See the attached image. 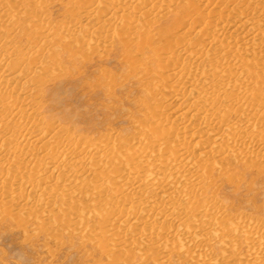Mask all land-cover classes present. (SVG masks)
Segmentation results:
<instances>
[{"label": "bare ground", "instance_id": "bare-ground-1", "mask_svg": "<svg viewBox=\"0 0 264 264\" xmlns=\"http://www.w3.org/2000/svg\"><path fill=\"white\" fill-rule=\"evenodd\" d=\"M69 1L75 3V6L77 5L79 13H71L78 16L76 18L79 20L75 21L76 19L74 18L73 20L75 23H71L72 25L68 24V26L65 25L66 27L63 29H65L66 34H64L65 36L60 37V39L58 38L59 36L57 37V35H55V31H52L51 24L50 26L42 24L38 19V16H31L32 12H29V10L27 12L23 11L24 14H21L20 10H17V7L14 8L15 10L11 9V11L0 14V24L3 22H10L8 24L12 25L11 31H13L19 25V23L24 25L26 22L32 19L31 23L28 22V29H30L32 32V37H29V45L31 50L36 51L31 55L29 53H24L20 47H17L19 43L16 44L17 46H14V44L11 43L13 38H11L12 35L10 36V32H5V34L3 33V35L0 36V54H2V57H0V167L7 168L10 170V172L13 171V174L11 175H3L0 177V193L3 187H9V190L4 188V192L7 191L5 194H3V192L0 194V201H4V204L17 203V205L19 202V204H22L23 208L28 209L29 207V209L35 210V212L32 210L34 212L32 214L35 215H32V211H29V209L28 211L30 213L26 211V213L28 212L32 217H38V215L41 213V216L44 214L43 216L48 218L53 217L52 210L56 208L55 201L60 200L62 206H66L70 205L73 199L78 198L81 191L86 188L91 189L88 191V193L91 192V195L98 199L106 193L108 196V190H111L112 193H114V198L112 201L114 199L116 201L118 200L119 206L122 202L125 208L121 209L120 206L119 208L121 210L116 208L117 210L111 209L108 211L109 209L106 210L104 207L105 212L107 211L106 215L105 212H103L104 208L99 209V211L102 210L103 213L99 211L97 213H101L103 216L105 215L104 218L107 222L105 224L107 225L100 222L98 223L105 225L102 226V228L108 226L107 228L113 229V226L116 224H127L126 221L121 223L123 219L127 218V220H129V218H131L133 220L132 225L137 227L141 226L142 224L144 225L146 221L149 222L150 219L161 220L163 218L162 220L164 221V218H167L171 215L176 216L179 219L184 217L185 212L175 208L176 203L173 204L172 202L173 196L170 195L171 193L166 194V191L173 190L172 193L174 195V193H177V191L179 193V191L185 189L186 195H183L182 197L180 196L178 198H180V200H184L186 198L193 199L195 195L201 191V183L203 178L210 179L215 171L219 175H222L223 170H225L223 169V165L225 164L222 166L221 164L230 156L237 158V165L239 164L243 167L246 165L248 166L251 163L253 164L254 162H264V0H217L215 3L211 0ZM1 4L2 2L0 3V7L3 6ZM172 4L175 6L177 5L178 9L173 10L174 7L171 8ZM28 6L30 7V5ZM227 6H230L228 8H231L229 13L227 11L225 13ZM31 8L30 10H32ZM144 9H147L146 13H143ZM169 10L176 13L174 17L175 22L172 29L162 30V39H164L162 42L165 43H162L164 44L163 46H159V48L153 47V33L151 35L145 30L141 31V33L135 37L128 36L126 34L127 32L131 31L130 25L132 21L136 20L145 23V25H152L156 22L155 20L162 15L163 12H168ZM67 14L69 13L67 12ZM151 15L154 16L152 17ZM93 16L99 17V22L97 21V23H99L100 27L98 26L99 28L97 27L96 30L92 31L90 28L86 29V26L84 27L85 24L82 26L81 20L84 18H88L89 20ZM114 16H119V18H116L119 21H114L116 22V26L119 23L121 24V28L118 31L119 34H115L116 32H114L115 23H112L111 21ZM189 22H191L192 25L189 26ZM23 27L21 28L23 29ZM21 28L20 33L24 31ZM14 33L12 34L14 35ZM29 33L30 32H28V34ZM61 33L62 32H60V34ZM85 36H88L91 40H89V45L92 44L91 42L95 43H93L95 45L94 47H87V49L89 48L88 50L91 54H97L99 50H101V52L103 50V52L106 53L103 55L101 53L102 56L100 59L108 55L109 51L106 47L111 46L113 40H117L119 42V46H122L123 48L125 60L129 65L133 66V68H136V70L142 69L143 72L146 71L145 68L138 64V62L141 61L140 58H156L158 60L157 64L159 66L153 74L154 81L151 97L157 95L160 100L166 101L165 107L158 103L151 105L149 115L152 119V125L143 128L145 133L147 132L146 135H143L144 131L142 134L144 143H146L144 146H142L143 144H140L141 146L138 145L139 147L137 148L132 147L133 149L130 148L131 150L128 149V146L124 148L123 152H120V150L118 151V148L115 149L114 147L115 151H113V153L115 155H120V157H122L121 155L123 154L126 156H123L125 157L123 159H125L126 169L121 170L115 168L113 171L111 170L112 173L110 174L114 177V183L110 181L108 187L103 186L105 184H97V182H99L97 178L100 176L103 177V175L106 176L105 172L110 168V164L108 165L107 161L108 158L104 153L109 148H107L105 145L106 143L103 145L105 141H101L103 146L98 145L99 148L103 147V150H99V148H88L89 145L87 146V143H84L85 141L78 139V141H80L79 143L76 142V140L74 142L67 135L55 130L53 127L47 128L46 126L45 129L40 127L41 124L39 122L41 121L42 123V120L37 122L39 119L38 117L41 116L39 115L38 110L41 108L39 103H36V99L34 100V91L37 89L36 92H38V90L42 89V87L45 85L44 79H46V75H56L58 73L56 72V69H59V66L56 65L58 63V59L56 58L57 56H51L50 58H53L52 60L49 58V61H52H50L51 65L49 64V61L47 64L42 62L47 55H53L52 51V54H48V48L51 46H54L53 48L58 47L59 45H57L56 42L59 41L61 44V41H64V46L69 49V43L72 44L77 42V37L82 39L81 37L85 38ZM21 37L23 38V36ZM22 38L20 40H22ZM131 38L134 39L136 44L129 46L131 44ZM86 41L84 42H89ZM78 46V48L82 47L83 49L85 46H87V44ZM25 48L27 47L25 46ZM62 49H64V47H62ZM65 50L67 51V49ZM65 50H63L65 52L64 54H66ZM146 51L148 52V56H146ZM70 52H72V50ZM88 53L89 52H87V54ZM90 53L89 56L91 57L92 55ZM76 54L78 55V52ZM81 57L85 58V55H81ZM70 58H73V56ZM59 61L61 60L59 59ZM48 64L50 66H48ZM32 87L33 90H31ZM26 90L29 91L27 92ZM40 92L41 91H39V93ZM167 110L168 112L165 114V111ZM233 116L236 118L235 120L239 121V123L235 125L233 122L234 125L229 126L228 121ZM38 123L40 124L39 126ZM150 140L152 141L150 142ZM89 142L88 144L93 141L90 143ZM246 144H248L249 147ZM126 148L127 150H125ZM110 160L112 161V159ZM255 164L252 166V168L255 166ZM86 167H88V171L85 170ZM258 168L261 169V167ZM6 170L4 169L5 173ZM254 170L256 169L254 168ZM197 174L200 175L198 176ZM55 175L57 176L56 180L54 178ZM57 183H60V189L58 188L59 186L57 187ZM78 191H80V193ZM148 191L154 192L153 196L150 197L151 200L146 203H141V194L147 193L146 195L149 196L150 192ZM126 193L127 196L125 195ZM128 194H130L131 197L134 196V198L130 199L129 197L128 200H124L125 196H129ZM120 200L122 201L120 202ZM79 201L81 200L79 199ZM176 202H178V200ZM72 203H75V200ZM148 203L151 206L146 210ZM97 204L98 202L95 204L92 203L91 205L95 206ZM113 204H116V202L114 201ZM193 204L192 206H194ZM80 205L82 204L80 203ZM3 206L4 205H2V207ZM97 206L96 207L99 208V205ZM177 206L179 207L180 205ZM9 207L10 205H8V211H10ZM82 207H84V202ZM38 208H41L43 212L38 211ZM64 208L65 207H63V209ZM71 208L74 209L75 207ZM111 208H113V206ZM184 208H182V210ZM21 210L24 209L21 208ZM64 210L62 211L64 212ZM82 210H84V208L81 209V211ZM2 211L4 212V207L2 208ZM8 211L5 212L6 214L4 213L6 216L10 214ZM74 211L75 210H73V214L76 215L77 211L75 213ZM205 211H207V209ZM213 212H215V214H213L215 217L213 215L211 216L210 213L208 215L209 221L213 222L214 218L218 219L217 221H219L220 218L217 217V212ZM64 213L63 216H65ZM101 214L100 217L102 216ZM22 215L23 220L25 218L27 219L26 214L24 215V213H22ZM77 215L75 216V219ZM54 216L56 217V211ZM67 216L69 215H66V217ZM74 216L69 217V219L74 218ZM8 217H10V215ZM32 217L29 218L32 220ZM29 220L26 222L28 223ZM41 220L39 219L38 222ZM54 220H59L58 216L57 219L54 218ZM177 220L178 219H176V221ZM221 220L223 219L221 218ZM198 221L200 222L201 220L199 219ZM83 222L84 221L81 220V223ZM178 222L180 221L178 220ZM65 223L66 221L64 222L63 226H65ZM73 223L75 226L78 224V222L75 220ZM155 223L157 222L154 221V224ZM147 225L150 224L147 223ZM127 226L128 224L126 227ZM81 227L83 228L84 225L80 226V229ZM145 227L142 228V231L145 233L144 235L148 236V240L146 241L148 242L147 246L152 245L151 247L154 248L153 245H156L158 242H160V238L154 237L156 232H154V236H151L152 233H150V231L153 230H151L152 226L148 228ZM158 227L161 228V225ZM204 227L206 226L204 225ZM68 228L72 229L71 227ZM114 228L116 227L114 226ZM128 228L131 229L132 227L129 226ZM196 229H198L197 226ZM199 229L198 231H200ZM102 230L104 232L106 231L105 229ZM122 230L123 229H121V231ZM161 230L166 232L165 230L167 229ZM103 231H101V233L104 235ZM171 231L173 230H170V232ZM220 231L217 230L216 233ZM133 232H136V235L138 234L137 229ZM95 233L89 234L94 236ZM120 233L123 234V232ZM160 233L162 234L163 232ZM131 234L134 235L135 233ZM182 234L184 233H181L180 235ZM248 234L249 231L247 235ZM50 235L51 234H49V236ZM165 235L162 237L164 238ZM171 235L168 237L170 238ZM180 235L178 241H180L182 238H180ZM197 235L195 234L194 236L196 237V240ZM113 236L115 238V235ZM202 236L203 235L200 237L201 240L205 238V236H203V238ZM207 236L208 235H206V237ZM138 237L135 238V240L140 239ZM159 237L161 236L159 235ZM174 237L172 238L174 239ZM200 238L198 239L200 240ZM103 239H105V236ZM189 239L192 240V238H187V241ZM249 239L250 238H248V241ZM118 240L120 239L118 238ZM132 240L128 239V242ZM164 240L167 239H163V241ZM172 240L171 243L173 244L175 239L173 241ZM135 242L137 245V241ZM142 242L146 243L143 240ZM195 242L197 243V241ZM205 242L206 241H204V243ZM221 242L223 244L224 240ZM101 243H103V241ZM106 243L104 242V245ZM129 243L127 247H129ZM174 243L177 245L176 241ZM188 243L187 248H189ZM125 244H127V242H121L117 245ZM168 244H170V242ZM172 244H170V247ZM184 244H186V241ZM175 245L172 247L174 248ZM200 245L202 244L200 243ZM262 246H264V244ZM159 247L156 248L155 246V250H159ZM193 247L194 245L191 248ZM228 247L230 246H227V248ZM102 248L101 249L103 251V245ZM116 248H118V246ZM166 248H168L167 245ZM183 248L184 247L181 246V251ZM130 249L132 250V248ZM174 249L176 250V248ZM255 250H252L253 253L255 252V254L261 251L258 248L257 250L259 251ZM169 251L171 250L169 249ZM165 252L166 250L164 251L163 255H165ZM157 253H159V251ZM191 254H195V252ZM206 254L208 255V253ZM155 255L153 254V256ZM198 255L195 254V257H198ZM262 255L263 254H261V257H263ZM153 258L157 260V258ZM210 258L212 260L213 257H209V260ZM156 260H154L155 264H159L161 261L160 260L157 262ZM260 260L261 258H259V261ZM162 261L165 262L164 260ZM198 261H200V259ZM203 261H205L204 257L202 259V262ZM217 261L219 260L217 259ZM256 263H258V261ZM204 264H207V261H205Z\"/></svg>", "mask_w": 264, "mask_h": 264}, {"label": "rangeland", "instance_id": "rangeland-1", "mask_svg": "<svg viewBox=\"0 0 264 264\" xmlns=\"http://www.w3.org/2000/svg\"><path fill=\"white\" fill-rule=\"evenodd\" d=\"M42 1L43 0H38V1L37 0H29V1L28 0H0V3L2 2L1 5H3L2 6L3 8L0 7V14L11 11V9H14L17 7H18L17 10H20L21 14L23 13V11L27 12L29 10V12H32L31 16L32 17L38 16L39 17L38 19L41 21L42 24H45L48 26H50L51 24L52 31H55L54 32L55 35H57V37L59 36L58 38L60 39V37L65 36L64 34H66V31L63 28L68 26V24L72 25L71 23L74 22L73 20L74 18L76 19L75 21L79 20L78 18H76L78 16L74 15L77 12L79 13L78 11L79 9L77 5L75 6V3L69 0H44L43 3ZM211 1L215 3L217 0H211ZM27 3L28 5H30V7L27 5ZM172 5H171V8L174 7L173 10L178 9L177 5L176 6L174 4ZM34 6L36 7V9ZM228 7L230 6L226 7L227 9H225V13L226 11L228 13L230 12L231 8H228ZM30 8L32 10H30ZM74 8H75V11H74ZM171 10H169L168 12H163L162 15L155 20L156 21L154 23L155 25L152 24L153 26L145 25V23H142L136 20L132 21L130 25L131 31L127 32L126 34L128 36L135 37L139 35L141 31L145 30L147 33H150L151 35L153 33L152 35V37L154 38L152 42L153 47L159 48V46L160 47L163 46L165 43L162 42L164 41V39H162V30L172 29L174 22H175L174 17L176 13H174L173 11L171 12ZM67 12L70 15L67 14ZM71 12H74V14H72ZM146 12H147V9H144L143 13H146ZM116 16H114L113 18L111 17L113 19V20L111 19V21L112 23H115L114 24L115 27L113 26L115 29L114 32H116L115 34H119L118 31L121 28V24L119 23L116 26V22L119 21L118 19H116V18H119V16L118 17ZM41 17H42V20H41ZM98 18H99L98 16H93L89 20L88 18L87 19L84 18L81 20V25L83 26L85 24L84 27L86 26L85 27L86 29L90 28L92 31L96 30L97 27L99 26V23H97V21L99 22ZM22 22L25 23L24 21ZM28 22L31 23L32 19ZM28 22L24 24L25 26L22 23H19L18 25L20 28L24 26L23 29L22 28L21 29L24 31L26 30L25 33L22 30H21L22 32L20 33V28L18 26L13 31H11L12 25L10 24L11 25L10 26L8 24L10 22L8 23L3 22L5 25L3 23L0 24V36L3 35V33L5 34V32H10V36L12 35L11 38H13L11 43L14 44V46H17L16 44L19 43L17 47H20V49L24 51V53H29L32 55L36 51L30 49L29 37H32L31 36L32 32L30 29H28L29 28ZM190 25H192L191 22H189V26ZM6 27L10 29L8 30ZM16 31L17 32L19 31V32L17 33ZM28 32L30 33L28 34ZM60 32H62L63 35L62 33L60 34ZM12 33H14V35ZM21 36H23V38ZM21 38L22 40H20ZM77 38H78L77 42H74L72 44L69 43L71 47V48L69 47V49H71L72 52H70L71 50H69L68 48L64 46L65 45L64 41H61V44L59 41L56 42V44L59 45L58 47L53 48L54 46L53 47L51 46L48 48L49 49L48 54L51 53L52 51L53 55H50V56L47 55L42 62L44 64H47L51 56H54V57L57 56L56 58L58 59V63L56 65L59 66V69L58 68L56 69V72H58L56 75H53V74L51 76H48L49 74L46 75L45 76L46 79H44L45 85L42 87V89L38 90V92H36L37 89L34 91V100L36 99L37 102L36 101L35 102L39 103L40 105L41 109L39 108L40 110H38V113L39 115H41L40 117H42V118L38 117L39 119L37 120V122L42 120V123L41 121L39 122L42 126L39 123H38V126L40 125V127L44 129L46 128V126L47 128L53 127L55 130L67 135L74 142L76 140V142L79 143L80 141H78V139H81V141H85L84 143H87L86 144L87 146L89 145L88 148L98 149L100 145L103 146L106 143L105 145L107 146V148L108 147L109 148L104 153L106 154L108 158L107 161H108V165L110 164L109 165L110 168L108 169V171L105 172L106 176L103 175V177L102 176L99 177L100 179L97 178V180L99 181L97 182V184L99 185L105 184L103 186L108 187L110 181L114 183V177L110 174L112 173L111 170L113 171V169L115 168L121 169V170L126 169L125 159H123L126 156L122 154L121 155L122 157H120V155H115L113 151H115V149L118 148L117 149L118 151L120 150V152H123L124 148L128 146H129L128 149L131 150L130 148L132 147L137 148L139 147L138 145L140 144L141 145L143 144L142 146H144L146 143H144L143 135H146L147 132L145 133V130H143V128H146L152 125V119L150 118V115H149L151 105L158 103L160 105H163L164 107L166 106L165 105L166 101L160 100V98L157 95H154L151 97V93L153 92V81H154L153 74L155 73V71L157 70L159 66L157 64L158 60L156 58H148V57L140 58L141 61H139L138 64H140L143 68L146 69V71L143 72L142 69L136 70V68H133V66L128 64V62L124 58L123 48L122 46L121 47L119 46L120 44H118L119 42L117 40H113V43L111 45L112 47L111 46H109L110 48L106 47L107 50L109 51L108 55L100 59L101 56L106 53H104L103 50L102 52L101 50H99L97 54L95 53L91 54L90 51L88 50L89 48L87 49V47L88 46L94 47L95 43L91 42L92 44L89 45L91 40L88 36H85V38L81 37L83 40L79 39L80 37H77ZM86 40L87 41L90 40V41L87 42ZM84 41H86L87 43H85ZM130 43L131 44L129 46L136 44L133 38H131ZM77 44L80 46L87 44V46H85L82 49V47L78 48L79 46ZM25 46L27 48H25ZM62 47H64V49H62ZM65 49H67V51ZM63 50L66 51V54H64L65 52ZM77 50H80V51H77ZM75 51L78 52V55L76 54L77 52L74 53ZM87 52H89L92 56L90 57L89 53L87 54ZM1 55L2 54H0V57H2ZM81 55H85V58L81 57ZM72 56L73 58H70ZM146 56H148V52ZM50 59L52 60L53 58H50ZM59 59L61 61H59ZM50 61H49V64L51 65L52 61L51 62ZM49 64L48 66H50ZM52 76H53V80H52ZM31 90H33V87L31 88ZM26 91L28 92L29 90H26ZM39 91L41 92L39 93ZM263 104H264V99H263ZM167 112L168 110L165 111V114ZM235 119L236 118L233 116L228 121V125L229 126L234 125V124L237 125L239 121ZM143 131H144V134H143ZM87 141L88 142L93 141V142L91 143L89 142L90 144H88ZM101 141L102 142L105 141L103 145ZM151 141L152 140H150V142ZM246 145L248 146V144ZM100 149L103 150L104 148L102 147V148H99V150ZM125 150H127V148ZM115 157L118 160H116ZM110 159H112V161ZM263 163H264L263 161L262 163L254 162L253 164L251 163L250 165L248 166L246 165L245 167H243V166H240L239 164L237 165V158L230 156L229 158L225 159L224 162L221 164V166L223 164L226 165V166L223 165V169L225 170H223L222 175L221 174L219 175L215 171V173L212 175L210 179L203 178V181L201 183V191L200 193L198 192V194L195 195L194 197L195 199L186 198L184 199L185 201L182 199L180 200V198L178 197L180 196L182 197L183 195H186L185 189H182V191H179L180 194L177 191V193H174V195L172 193L173 190L166 191V194L171 193L170 195L173 196V201H172L173 204L176 203L177 205H180L178 207L175 204V208L177 210L179 209L182 212H185V216L183 215L184 217L179 219L176 216L171 215L167 218H164V221L162 220L163 218L162 219L160 218L161 220L150 219L149 221L150 223L146 221L144 225L142 224L141 226H137L138 228L132 225L133 220L131 218H129V220L125 218L126 220L123 219L121 223H124L123 221H126L128 226L126 227L127 224H116L114 225L116 228H114L113 226V229L116 232L112 228L110 229L107 228L108 226H106L105 228L104 227L102 228V226L107 225L105 224L107 222L104 218L105 215L107 214L106 213L107 211L105 212V208L106 210L109 209L108 211H110L111 209L117 210L120 206H121L120 207L121 209L125 208V206H123L121 202L122 200H120L121 202L120 206L118 204L119 203L118 200L116 201L114 199L112 201V199L114 198V193H112L111 190H108V196L106 193L105 195L101 196L102 198L100 197L99 199L93 197L91 195L92 194L91 192L88 193V191L91 189H88V188L84 189L83 191H81L82 195L80 191H78L80 193L79 197L80 196L81 197L73 199V201L75 200V203H72L73 202L72 201L70 205H66L68 208L66 206H62L60 200L57 199L59 201H55L56 208L52 210L53 211L52 214L55 219H57V216H58V219L62 221H59V220L55 221L53 217L45 218L43 216L44 214H42L41 216L40 215L41 213L40 214L38 213V211L43 212L41 208L37 209L38 210L37 213L40 216L38 214L36 215H38L39 218L37 216L32 217L29 214L30 213L29 211H32L33 209L31 210L28 207L29 209L28 211V209L23 208L22 204H19V202H18V205L17 203L4 204L5 202L1 200L0 201V264H155L154 260L156 259H154L153 257L157 258L156 260L157 262L161 260L159 264H162L163 262L162 260L165 261L163 262V264H201V263L204 264L205 261H207V264L211 263V261H212L211 264H223V262L224 264H254L257 261L258 263L256 264H264L263 262L264 261V249H263L264 246H262L264 244V174H263L264 164ZM254 164L255 166L252 168ZM88 167H86L85 170L88 171ZM258 167H261V169ZM254 168L256 170H254ZM4 169L6 170L7 168L0 167V175H1L0 177H2L3 175L7 176V175L13 174V171L10 172V170L8 169L6 170V173H5ZM197 175L199 176L200 174H197ZM54 178L56 180L57 176L55 175ZM208 182H209V185H208ZM211 182H214V183H211ZM59 184L60 183H57V187L59 186L58 188L60 189L61 185ZM4 188L6 190L7 189L9 190L8 186L3 187L1 191V193L3 192V194L7 192V191L4 192ZM87 193L90 195H88ZM153 193L154 192L151 191L149 193V196L146 195L147 193H142L143 195L141 194L142 198L140 202L141 203L149 202V200H151L150 197L153 196ZM130 194H128L129 196L126 197L127 196V193H126L124 200L126 199L128 200L129 197L130 199L134 198V196L131 197L132 194L131 195ZM86 196L87 197L89 196V197L87 198ZM79 199L81 201H79ZM177 200L178 202H176ZM114 201L116 202V204H113ZM83 202H84V207H82ZM94 202L95 203L98 202L97 205H99V208H97L98 207L97 205L95 206L91 205L92 203L95 204ZM80 203L82 205H80ZM185 203L187 204V206ZM192 204L194 206H192ZM2 205H4L3 206L4 212L2 211V208H3ZM8 205H10L9 207L10 211H8L7 209ZM110 205L111 207L113 206V208H111ZM150 206L151 205L148 203V205L146 206V210ZM63 207H65L64 209L66 211L63 209ZM71 207H75V208L73 209ZM21 208L24 210H21ZM83 208L86 212L84 210L81 211V209ZM103 208H104L103 212H105L104 216L101 213L99 214L97 213L99 209H103ZM120 208L118 210H121ZM182 208H184L185 210L183 209L184 210L183 211ZM190 208L192 211L190 210ZM71 209L75 210L74 213L77 211L76 215L78 214L77 215L78 218L76 217L75 219L76 215L73 214V210ZM94 209H98V210H94ZM206 209L207 211H205ZM62 210H64L65 213ZM7 211L10 213L8 214V216L10 215V217L5 215L6 214L5 212ZM26 211H28L29 213L28 212L26 213ZM33 211L35 212V210ZM33 211L31 212V214L34 213ZM55 211H56V217L54 216ZM213 211H216L218 214L217 217L220 218L219 221H217L218 219L214 218L213 220L214 223L212 221H209V217H208L210 213H211V216L215 214V212ZM99 212H102V210H100ZM22 213H24V215L26 214L27 219L24 217L25 219L23 220ZM63 213L65 216H63ZM100 214L102 215L101 217H100ZM32 215H35V214H32ZM66 215H69V216L66 217ZM72 216H74V218L69 219V217H72ZM29 217H32V220ZM205 217H206V220H205ZM37 218L38 220L42 219L41 220L42 222L40 221L42 224L38 222ZM44 218L49 221H46ZM221 218L224 221L221 220ZM80 219L83 220L84 222L81 223ZM176 219H178L180 222H178V220L176 221ZM199 219L201 220L200 222L198 221ZM27 220H29L28 223L26 222ZM74 220L78 222L76 226L74 224L75 222L73 223ZM170 220L171 221L173 220V221L171 222ZM65 221H66L65 226H63ZM154 221L157 223L159 222L160 224L159 223H158L159 225L157 223L154 224ZM160 221L161 222L163 221V222L161 223ZM98 222L105 224V225H102ZM147 223L150 225H147ZM156 224L158 226L161 225V228L158 227ZM83 225L84 227L83 228L81 227L80 229V226H83ZM204 225L207 228L204 227ZM129 226L132 228L131 229L128 228ZM145 226L147 228L152 226L153 228L151 227V230L152 229L153 230L150 231V233H152L151 236L154 234V232H156L154 234L155 236L154 235L153 236L155 238L156 237L160 238V242H158L156 245H153L154 248L151 247L152 245L147 246L148 242L146 241L148 240V236L144 235L145 233L142 231V228H144ZM196 226L198 229L201 228L199 229L200 231L196 229ZM68 227H71L72 229ZM119 227L123 230L121 231ZM156 228H158L159 230ZM100 229L101 231H103L102 229H105L106 230L105 232L107 233L103 231L104 232V235H103ZM136 229L138 233L137 235L139 237L136 235V232H133L134 230L136 231ZM161 229H167V230H165L166 232H164ZM170 230H173L171 231L172 233L170 232ZM217 230L218 231L221 230L220 231L221 233L220 232L216 233ZM242 230H243V233H242ZM248 231L250 235L249 234L247 235ZM120 232H123V234H121ZM160 232H163V233L161 234ZM178 232H179V235L181 233H184L180 235V238L182 237L180 241H178L179 240ZM89 233L90 234L95 233L94 236L97 235L98 237L95 236L96 237L95 238L94 236H91ZM108 233L110 236L108 235ZM131 233H135V234L133 235ZM164 233L165 234L168 233V234L165 235ZM192 233H195L196 235L198 234L197 240H196V237H194L195 234H192ZM49 234L51 235L49 236ZM111 234L115 235V238ZM101 235L103 237L105 236V239H103ZM106 235L109 237H107ZM159 235L161 237L165 235V237L161 238L159 237ZM170 235L171 237L169 238L168 236ZM201 235L205 236V238L202 240L200 238ZM206 235L208 236L210 235V236L206 237ZM130 237H133V238H130ZM137 237L140 239L135 240V238ZM172 237H174L175 240ZM118 238L121 241L118 240ZM171 238L174 240V242L176 241L177 243V245H175V243L173 242V244L175 245L174 248H176V250L172 247L174 245L171 243V240H172ZM187 238H192V240L189 239L190 241L188 240L189 241L188 243ZM198 238H200V240ZM221 238L222 239L224 238L223 244L221 242L223 241ZM248 238H250L249 241H248ZM128 239H131V240L134 239V240L129 241L130 242L129 243ZM163 239H167V240L163 241ZM142 240L146 242L147 244L143 243ZM184 240L186 241V244H184L185 243ZM102 241L103 243H101ZM135 241H137L138 243L137 245L135 244L136 243ZM195 241H197V243ZM204 241L206 242L204 243ZM104 242L105 243L107 242V243L104 245ZM121 242H125V243L127 242V244L117 245L118 243H121ZM169 242L170 244H172L171 247H170V244H168ZM128 243L130 244L129 247H127ZM187 243L189 245V248H187L188 247ZM200 243L202 245H200ZM190 244L191 245L193 244L194 247L191 248L193 245L191 246ZM102 245L104 247L103 251H102L103 249ZM157 245L158 247L159 246L161 247V248L159 247V250L158 249L155 250V246L156 248H158ZM166 245L168 248H166ZM180 245L184 247L182 251H181ZM115 246L116 247L118 246V248H116ZM146 246H147V249H146ZM227 246H230V247L227 248ZM249 246L250 247L252 246L251 249ZM254 247L256 250L258 248L261 251L263 249V251L261 252L257 250L259 252L255 254V252L253 253V251L255 250ZM130 248H132V250ZM169 249L171 251H169ZM187 249L191 253L195 252L196 255L199 254L201 256L198 255V257L197 256L195 257V254H191ZM109 250L111 253L109 252ZM115 250H118V251H115ZM165 250L167 253L165 252V255H163ZM158 251L159 253H157ZM227 251L228 252L230 251V252L228 253ZM206 253H208V255ZM153 254L154 255L156 254L157 256L156 255L153 256ZM261 254H263L262 255L263 257H261ZM202 256L205 258V261L203 262H202V259H203ZM209 257H213L212 260L211 258L209 260ZM259 258H261L260 260L261 262L259 261ZM199 259L200 261H198ZM217 259L219 261H217Z\"/></svg>", "mask_w": 264, "mask_h": 264}]
</instances>
